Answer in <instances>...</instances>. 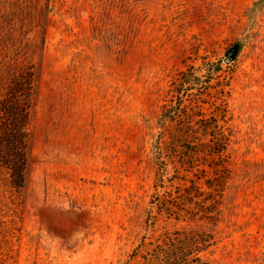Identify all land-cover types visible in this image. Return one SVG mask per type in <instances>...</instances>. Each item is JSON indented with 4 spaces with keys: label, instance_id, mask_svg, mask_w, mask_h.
I'll list each match as a JSON object with an SVG mask.
<instances>
[{
    "label": "rangeland",
    "instance_id": "obj_1",
    "mask_svg": "<svg viewBox=\"0 0 264 264\" xmlns=\"http://www.w3.org/2000/svg\"><path fill=\"white\" fill-rule=\"evenodd\" d=\"M55 3L25 185L0 166L7 263L152 264L165 231L188 225L157 196L192 180L209 190L214 175L203 145L185 170L179 127L158 123L173 76L190 66L188 92L210 100L203 115L224 99L240 130L226 217L203 253L211 264H264V0Z\"/></svg>",
    "mask_w": 264,
    "mask_h": 264
},
{
    "label": "trees",
    "instance_id": "obj_2",
    "mask_svg": "<svg viewBox=\"0 0 264 264\" xmlns=\"http://www.w3.org/2000/svg\"><path fill=\"white\" fill-rule=\"evenodd\" d=\"M55 6V0H0V166L9 170L12 184L18 187L25 185L30 122ZM228 54L235 55V47ZM208 64L211 71L213 63ZM196 78L190 66L173 76L158 123L163 128L173 123L179 127L174 148L182 147L179 160L186 164L185 170H194L203 145L214 175L205 179L209 190L192 180L157 196L154 203L160 210L188 225L165 231L148 252L152 264H211L203 252L216 243L217 227L226 217L228 206L223 200L228 202L225 194L238 165L240 130L231 122L224 99L219 104L212 101L216 112L203 115L200 103L210 100L188 92ZM4 238L10 242L8 235ZM8 254L0 251V264H8Z\"/></svg>",
    "mask_w": 264,
    "mask_h": 264
}]
</instances>
